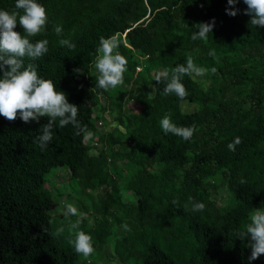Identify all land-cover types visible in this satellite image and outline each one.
<instances>
[{
  "label": "trees",
  "instance_id": "obj_1",
  "mask_svg": "<svg viewBox=\"0 0 264 264\" xmlns=\"http://www.w3.org/2000/svg\"><path fill=\"white\" fill-rule=\"evenodd\" d=\"M38 2L49 20L46 33L34 39H47L49 52L40 60L25 58V67L32 64L78 106L86 132L54 126L42 152L35 138L48 117L25 123L19 115L14 121L0 116V264H77L70 243L77 231L91 235L94 248L110 242L123 263L264 264V255L249 261V237L236 238L257 210L264 211V27L250 24L243 0L234 6L227 0ZM233 7L236 16L226 12ZM0 10L17 11L15 0H0ZM213 19L206 42L191 39L198 24ZM56 25L75 48L59 45ZM14 31L23 35L19 22ZM112 35L119 36L116 51L128 63L123 85L105 91L96 86L95 60L102 55L100 38ZM188 57L209 72L182 77L186 98L165 95L156 74L186 66ZM185 102L196 109L183 111ZM165 115L177 126L195 125L191 140L165 134ZM108 124L112 128L101 132ZM236 137L242 143L230 151ZM59 167L70 173L69 182L51 191L47 175ZM66 190L67 197H92L94 224L73 229L74 216L53 212ZM194 202L204 210L192 211ZM118 228L124 233L113 236Z\"/></svg>",
  "mask_w": 264,
  "mask_h": 264
},
{
  "label": "clouds",
  "instance_id": "obj_2",
  "mask_svg": "<svg viewBox=\"0 0 264 264\" xmlns=\"http://www.w3.org/2000/svg\"><path fill=\"white\" fill-rule=\"evenodd\" d=\"M230 6H234L238 0H227ZM247 5L245 14L251 17L250 24L253 26L264 27V0H243ZM15 9L17 11L8 12L0 10V116L9 121H14L17 116L25 122L39 121L41 117H48V123L41 127L42 132L36 136L40 150L43 152L53 141L52 129L54 126L63 128L69 124L76 129V134L86 132V127H82L78 120V106L69 103L66 94L63 91L56 90V84L48 79L41 78L36 68L32 64L25 67V58L32 61L40 60L49 52V41L47 39H34L46 33L48 25V15L45 7L38 0H15ZM230 16H236L238 9H226ZM17 22L23 28V35L14 31ZM215 20L211 23H200L199 31L193 32L192 40L207 41L208 33H212ZM54 32L59 37L58 43L61 46L75 48V44L69 39L63 37V28L61 25L54 26ZM121 44L118 35H112L108 38H100L98 55L95 60V67L99 72L97 87L107 91L116 89L123 85L124 74L127 71V59L116 51ZM209 55L214 59L216 53L209 51ZM77 71V70H76ZM211 73L217 69L212 67ZM79 72V71H77ZM209 69L198 66L191 57H188L187 64L176 66L171 73L167 69L158 72L155 81L164 83L163 92L165 95L175 94L184 99L189 93L185 85L181 82L185 75L204 76ZM58 121V124H57ZM160 126L165 134H173L181 137L185 141L191 140L197 131L195 125L177 126L168 115H165L160 121ZM94 134L86 133V138L91 140ZM242 143L240 137H236L233 142L228 144L230 151H235L236 146ZM243 184L244 181L242 180ZM172 204L179 206L177 200ZM204 203H193L192 211H203ZM65 216H79L77 208L68 204L66 206ZM78 219L71 225L77 229L80 224ZM125 230H130L127 225L123 226ZM64 228L57 229V235H61ZM249 237L248 246L251 248L249 261L256 260L264 255V211L257 210L251 216V222L248 223L243 231L236 233V238L244 240ZM75 252L85 260L94 254L95 248L91 235L77 231L75 239L70 240ZM89 264L91 261L89 260Z\"/></svg>",
  "mask_w": 264,
  "mask_h": 264
},
{
  "label": "rangeland",
  "instance_id": "obj_3",
  "mask_svg": "<svg viewBox=\"0 0 264 264\" xmlns=\"http://www.w3.org/2000/svg\"><path fill=\"white\" fill-rule=\"evenodd\" d=\"M144 66V64L142 65V67ZM141 68V67H140ZM155 92V90H153V88L151 87L150 91L147 92V95L151 96L153 95V93ZM196 109V107L192 104L189 103H183L182 104V110L185 112H192ZM106 117L110 120L113 119V115L112 114H106ZM106 126V125H105ZM112 128L111 124H108V126H106L105 128L102 129L101 132H104L105 130H110ZM92 143H96L94 139H92ZM125 149V148H124ZM92 153H97L96 149H92L91 151ZM70 177V173L67 171H64V167H59V168H55L53 169L50 173H48L47 178L50 181V185H51V191H60V190H64L62 186V184H67L68 179ZM73 185V184H72ZM59 188V189H58ZM222 190V194L224 193L226 196L229 194L226 189H221ZM68 192H70L69 190H66L65 193L62 196H57V198H59L60 201V205L53 211L54 213H65L66 212V206L68 204L73 205L75 208H77L78 213L80 214L79 216H74L75 222L79 219L81 222L86 221L87 224H94L96 222V204L93 203L92 197H83L81 198V195L79 196L78 193H75V196L71 197H67ZM127 196H125V199L130 201L133 205H135L136 202V198H132V194H126ZM74 197L81 198L79 199L80 202H78L77 199H73ZM71 198V199H69ZM69 200V201H68ZM220 204H224V201L220 202ZM132 206V205H131ZM130 206V207H131ZM85 210V211H84ZM100 218H102V215H100ZM55 222V221H54ZM80 222V223H81ZM56 225V224H55ZM123 234V230L122 228H118L117 230H115V233L113 236L118 235V234ZM113 243V242H112ZM106 245L103 247H97L95 248V252L94 254H92L89 257V260L91 261V264H138L140 262H138L136 259L134 258H126V262H120V260L118 259L117 255H115V253H113V248H110V242L105 243ZM107 246L109 247V251L107 250ZM112 254V255H111ZM89 260H85L82 255H79V261L77 264H89ZM142 264V263H140Z\"/></svg>",
  "mask_w": 264,
  "mask_h": 264
}]
</instances>
